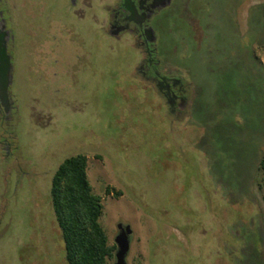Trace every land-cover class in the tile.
I'll return each instance as SVG.
<instances>
[{
	"label": "rangeland",
	"instance_id": "374dc122",
	"mask_svg": "<svg viewBox=\"0 0 264 264\" xmlns=\"http://www.w3.org/2000/svg\"><path fill=\"white\" fill-rule=\"evenodd\" d=\"M119 3L0 0V264H67L49 191L76 155L109 264L119 224L127 264H264V0H171L148 20L156 70L185 90L174 114L137 73L142 42L109 33Z\"/></svg>",
	"mask_w": 264,
	"mask_h": 264
},
{
	"label": "trees",
	"instance_id": "16d2710c",
	"mask_svg": "<svg viewBox=\"0 0 264 264\" xmlns=\"http://www.w3.org/2000/svg\"><path fill=\"white\" fill-rule=\"evenodd\" d=\"M86 167L84 155L62 162L51 180V205L64 243L65 262L109 264L115 248L108 246L99 222L103 215L102 200L92 192ZM260 167L264 169V159Z\"/></svg>",
	"mask_w": 264,
	"mask_h": 264
},
{
	"label": "flooded vegetation",
	"instance_id": "af4514ba",
	"mask_svg": "<svg viewBox=\"0 0 264 264\" xmlns=\"http://www.w3.org/2000/svg\"><path fill=\"white\" fill-rule=\"evenodd\" d=\"M170 3L171 0H129L127 5L132 10L131 12L125 9L124 0H120L118 6L110 11L109 33L114 38H118L122 33H127L135 36L139 43L142 42L138 46L143 47L146 59L136 68L137 73L143 80L152 82L158 88L160 95L164 98L166 104L174 114L177 111L185 110L187 104L185 90L180 80L159 75L155 68L157 63L151 58L152 50L144 42L146 40V23ZM1 17L2 12L0 11V45L1 49H6L8 47V39H11V36L6 32L5 22ZM0 106L4 107L1 101Z\"/></svg>",
	"mask_w": 264,
	"mask_h": 264
},
{
	"label": "water",
	"instance_id": "95a60500",
	"mask_svg": "<svg viewBox=\"0 0 264 264\" xmlns=\"http://www.w3.org/2000/svg\"><path fill=\"white\" fill-rule=\"evenodd\" d=\"M129 0H124V7L128 9L127 3ZM149 31L146 32L148 34ZM0 101L3 105V101L7 100L8 89L11 85V63L10 57L6 54V49L2 48L0 45ZM118 234L114 239L116 245V252L114 254L115 263L114 264H127L126 263V256L129 252V237L131 235V230L129 226H117Z\"/></svg>",
	"mask_w": 264,
	"mask_h": 264
}]
</instances>
